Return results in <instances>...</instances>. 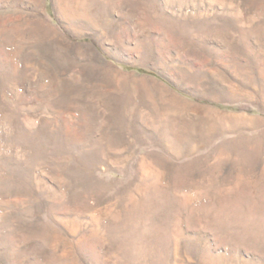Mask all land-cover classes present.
Segmentation results:
<instances>
[{"label":"rangeland","instance_id":"obj_1","mask_svg":"<svg viewBox=\"0 0 264 264\" xmlns=\"http://www.w3.org/2000/svg\"><path fill=\"white\" fill-rule=\"evenodd\" d=\"M0 264H264V0H0Z\"/></svg>","mask_w":264,"mask_h":264}]
</instances>
